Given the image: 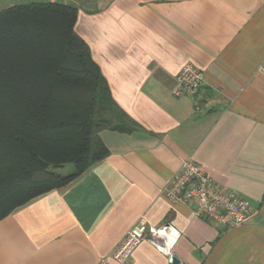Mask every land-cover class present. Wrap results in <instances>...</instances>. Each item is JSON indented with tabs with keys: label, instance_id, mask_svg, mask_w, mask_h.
<instances>
[{
	"label": "crops",
	"instance_id": "crops-1",
	"mask_svg": "<svg viewBox=\"0 0 264 264\" xmlns=\"http://www.w3.org/2000/svg\"><path fill=\"white\" fill-rule=\"evenodd\" d=\"M76 33L131 133L103 131L108 156L67 187L0 220V264H264V0H95ZM190 64L194 96L173 94ZM251 203L218 228L165 189L186 160ZM143 219L168 226L130 259L114 258Z\"/></svg>",
	"mask_w": 264,
	"mask_h": 264
},
{
	"label": "trees",
	"instance_id": "trees-1",
	"mask_svg": "<svg viewBox=\"0 0 264 264\" xmlns=\"http://www.w3.org/2000/svg\"><path fill=\"white\" fill-rule=\"evenodd\" d=\"M82 5L29 3L0 11V220L104 160L109 151L101 132L137 127L75 31L80 10H89ZM67 163L72 175L49 170Z\"/></svg>",
	"mask_w": 264,
	"mask_h": 264
},
{
	"label": "built area",
	"instance_id": "built-area-1",
	"mask_svg": "<svg viewBox=\"0 0 264 264\" xmlns=\"http://www.w3.org/2000/svg\"><path fill=\"white\" fill-rule=\"evenodd\" d=\"M203 71L187 64L176 77L173 94L176 97L194 96L203 84ZM165 195L174 203L193 208L197 217L222 229L237 228L252 216L251 203L233 190L222 189L205 170L193 160L183 162L180 171L165 189ZM168 226L154 227L143 219L138 221L120 244L114 258L124 263L144 240L157 243L159 235L166 234ZM172 262V260H171ZM97 264H109L101 259Z\"/></svg>",
	"mask_w": 264,
	"mask_h": 264
},
{
	"label": "rangeland",
	"instance_id": "rangeland-1",
	"mask_svg": "<svg viewBox=\"0 0 264 264\" xmlns=\"http://www.w3.org/2000/svg\"><path fill=\"white\" fill-rule=\"evenodd\" d=\"M48 2L75 3L82 7H83L82 4H84V8L90 7L89 3L81 4L73 0H0V11L10 8L12 6H16V5L29 4V3H48ZM49 170L56 171V173L60 174L61 176L66 177V176L72 175L75 171V168L72 163H67V164H64V166L60 169L55 170L51 166Z\"/></svg>",
	"mask_w": 264,
	"mask_h": 264
},
{
	"label": "water",
	"instance_id": "water-1",
	"mask_svg": "<svg viewBox=\"0 0 264 264\" xmlns=\"http://www.w3.org/2000/svg\"><path fill=\"white\" fill-rule=\"evenodd\" d=\"M172 264H180V262L178 259L172 258Z\"/></svg>",
	"mask_w": 264,
	"mask_h": 264
}]
</instances>
